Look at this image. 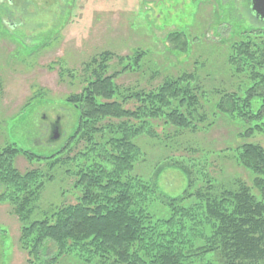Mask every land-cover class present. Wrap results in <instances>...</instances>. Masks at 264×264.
<instances>
[{
  "label": "trees",
  "instance_id": "obj_1",
  "mask_svg": "<svg viewBox=\"0 0 264 264\" xmlns=\"http://www.w3.org/2000/svg\"><path fill=\"white\" fill-rule=\"evenodd\" d=\"M174 34L176 49L190 48L181 33ZM234 37L222 41L224 48L214 46L227 55L219 87L215 67L205 76L183 69L156 86L126 87L117 78L142 69L149 54L139 48L126 56L96 54L82 67L80 92L67 97L79 120L61 149L42 157L15 143L0 148V203L9 204L21 221L19 244L28 264H62L72 254L100 264H195L208 252L219 254L223 264H264V147L248 141L264 135V30ZM220 116L246 140L223 152L250 180L215 173L214 150L162 158L169 162L161 167L160 157L153 160L155 148L161 154L199 151L184 145L182 135L209 131ZM18 156L47 167L21 171ZM62 166L74 178L75 201L52 204L34 218L46 183ZM167 167L186 176L187 187L178 196L159 190ZM157 201L170 207L166 218L151 211ZM49 249L50 258L43 259Z\"/></svg>",
  "mask_w": 264,
  "mask_h": 264
},
{
  "label": "rangeland",
  "instance_id": "obj_2",
  "mask_svg": "<svg viewBox=\"0 0 264 264\" xmlns=\"http://www.w3.org/2000/svg\"><path fill=\"white\" fill-rule=\"evenodd\" d=\"M258 29L264 30V20L255 17L249 0H0V148L15 143L42 157L61 149L79 120L77 108L68 104L67 97L80 92L82 67L96 54L110 50L126 56L138 48L149 54L142 69L117 78L126 87L156 86L166 75L179 74L183 69L198 70L201 76L217 69L218 86L228 70L225 51L220 55L222 41ZM171 33H181L182 41L186 40L190 48L183 45L182 50L176 49L178 42ZM216 45L220 48L215 49ZM112 65L121 69L114 61ZM153 71L160 73L151 79ZM58 117L60 135L53 139L51 124ZM239 131L220 116L211 130L186 131L182 135L184 145L199 151L182 148L161 154L162 150L155 148L152 157L155 162L160 157L161 167L169 162H161L162 158L200 157L201 149L214 150L215 173L225 179L239 176L248 181L247 171L223 152L246 141ZM248 141L264 147V135L256 133ZM16 162L21 171L47 167L32 164L23 156H18ZM66 168H56V178L46 183L34 218H42L52 204L75 201L74 178L65 173ZM158 183L159 190L168 196L182 194L188 184L186 176L172 167L164 169ZM170 210L161 201L151 208L159 218H166ZM20 228L21 221L11 206L0 203V264H28L27 252L19 244ZM49 253L52 249L47 256ZM49 258L43 255V259ZM62 264L100 263L72 254ZM195 264L223 261L216 252H208Z\"/></svg>",
  "mask_w": 264,
  "mask_h": 264
},
{
  "label": "water",
  "instance_id": "obj_3",
  "mask_svg": "<svg viewBox=\"0 0 264 264\" xmlns=\"http://www.w3.org/2000/svg\"><path fill=\"white\" fill-rule=\"evenodd\" d=\"M251 2V10L255 17L264 20V0H249ZM53 139L59 138L60 133L58 131L53 132Z\"/></svg>",
  "mask_w": 264,
  "mask_h": 264
},
{
  "label": "flooded vegetation",
  "instance_id": "obj_4",
  "mask_svg": "<svg viewBox=\"0 0 264 264\" xmlns=\"http://www.w3.org/2000/svg\"><path fill=\"white\" fill-rule=\"evenodd\" d=\"M57 119H58V121H56L55 123H52V124H51V127H52L53 132H54V131H57V128H58L59 117H58ZM52 135H53V134H52Z\"/></svg>",
  "mask_w": 264,
  "mask_h": 264
}]
</instances>
